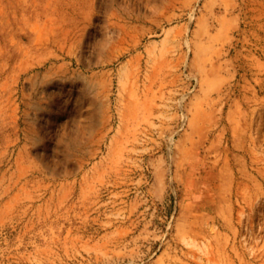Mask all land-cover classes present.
Wrapping results in <instances>:
<instances>
[{"label": "rangeland", "instance_id": "rangeland-1", "mask_svg": "<svg viewBox=\"0 0 264 264\" xmlns=\"http://www.w3.org/2000/svg\"><path fill=\"white\" fill-rule=\"evenodd\" d=\"M0 264H264V0H0Z\"/></svg>", "mask_w": 264, "mask_h": 264}]
</instances>
